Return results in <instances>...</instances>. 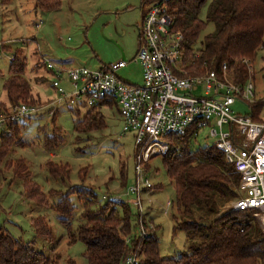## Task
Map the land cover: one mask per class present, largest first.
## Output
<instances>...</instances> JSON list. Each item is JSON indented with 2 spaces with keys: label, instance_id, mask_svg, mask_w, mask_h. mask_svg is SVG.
Here are the masks:
<instances>
[{
  "label": "trees",
  "instance_id": "1",
  "mask_svg": "<svg viewBox=\"0 0 264 264\" xmlns=\"http://www.w3.org/2000/svg\"><path fill=\"white\" fill-rule=\"evenodd\" d=\"M208 1L171 0L168 4L173 31L183 37L187 73L203 76L210 71L220 72L226 64L239 82H245L249 72L243 61L255 62L264 47V0H211L204 20L201 14ZM9 2L1 1L3 5ZM60 7L61 0H36L35 3L36 10L41 12L55 11ZM209 23L215 25L216 31L207 35L197 48ZM195 54H199L198 57ZM26 66L25 58L12 60L11 75L3 84L8 103L0 104V113H8L11 107L21 104L38 102L31 85L23 77ZM105 106L118 107L115 100L102 101L92 107L86 104L71 107L75 114L74 132L83 134L105 129L107 123L101 112ZM56 122L57 113L52 119V135L44 137V146L50 152L65 142L63 131ZM19 126V123L12 124L9 131L0 134V174L3 170L12 172L13 180L9 184L21 180L23 197L36 205L46 206L50 197H60L55 209L70 231L78 209L71 197H77L81 223L75 232L70 233V243L80 241L86 246L84 258L88 264H122L130 255H136L140 264H264V235L256 222L255 212L228 210L221 214L223 207L239 197L240 176L214 144L193 150L196 138L192 132L165 136L169 151L162 156V164L176 195L172 202L176 210L173 231L174 234L185 233L188 241L187 252L168 258L160 252L159 228L146 238L133 235L140 218L145 220L147 227L148 221L139 210L133 215L130 203L107 200L103 206H98L99 198L94 189L84 186L45 193L34 180L28 161L22 157L11 159L14 146L20 142ZM45 167L52 180L68 185L70 164L48 161ZM145 168L149 170V164ZM89 170L87 167L80 171L82 181L88 177ZM121 180L127 188L126 164L121 165ZM162 189L163 185L159 184L153 190ZM31 225L37 237L54 241L53 230L45 217L33 218ZM129 238H132L130 244ZM0 264L58 263L35 250L31 243L13 237L0 223Z\"/></svg>",
  "mask_w": 264,
  "mask_h": 264
},
{
  "label": "rangeland",
  "instance_id": "2",
  "mask_svg": "<svg viewBox=\"0 0 264 264\" xmlns=\"http://www.w3.org/2000/svg\"><path fill=\"white\" fill-rule=\"evenodd\" d=\"M68 1L71 4H68ZM210 2L211 0L202 10L201 18L204 20ZM65 3L66 6L64 5L62 10L36 13L35 0H13L7 6L2 5L0 0V104L8 103L3 84L11 75L10 66L13 58L18 56L20 59H27L23 77L31 85L38 100L36 104L25 105L39 108L38 114L18 122L20 142L14 146L11 159L25 158L33 172L34 180L47 194L52 190L65 192L68 187L93 188L99 198L98 206H103L107 200L124 201L133 206V215H136L138 208L133 205L135 196H128L127 190L136 181L137 148L134 135L123 130L119 108L101 109L107 123L105 129L92 133H75V114L71 106L65 102L53 105L59 100L60 94L51 86L57 78L47 66L49 63L59 65L60 61L71 57L76 63L73 68L98 70L102 64L109 65L123 60L122 52H124L125 60L131 63L120 70L118 75L128 83L142 84V69L134 58L139 48L145 1L62 0V4ZM215 31V25L209 23L196 47L200 48L204 38ZM252 64L255 68L254 83L257 97L262 98L264 97V47ZM61 80L62 87L67 93L72 94L73 88L68 80L65 81L64 78ZM196 94L200 95V92ZM15 107H11L10 110ZM54 107L57 110V127L62 129L65 142L57 150L50 152L44 146V137L52 135L54 129L53 117H50V110ZM233 112L236 116L251 114L250 108L241 103L234 106ZM227 128L225 126L224 129ZM208 135L206 131L197 137L192 144L193 150L213 145L215 139L208 138ZM48 161L70 164L71 176L67 186L50 178L45 167ZM122 164L127 166V188L123 186L121 180ZM87 167L90 168L89 175L85 181H82L80 171ZM12 176V172L5 170L0 174L1 225L13 237L31 243L35 250L44 253L58 264H88L84 258L86 246L80 241L70 243V233L75 232L81 223V209L77 197L75 195L71 197L72 203L78 209L70 224L72 227L70 231L61 222L55 209L60 197H50L46 206L31 203L23 197L21 180L9 184L13 180ZM146 178L153 186L163 185V189L154 191L153 188L142 194L143 215L146 216L148 227L143 218L139 219V223L141 225L142 222L149 234L159 228L157 234L163 257H179L188 251V241L185 233L174 234L173 231L176 225L173 219L176 210L173 207L167 209V205L168 202L175 200L176 195L163 167L162 156L150 161ZM235 202L236 200H233L223 207L221 214L231 210ZM118 209L122 211L121 206ZM39 216L47 219L53 230L54 241L48 242L35 235L31 220ZM139 227L133 233L136 237L140 233Z\"/></svg>",
  "mask_w": 264,
  "mask_h": 264
},
{
  "label": "built area",
  "instance_id": "3",
  "mask_svg": "<svg viewBox=\"0 0 264 264\" xmlns=\"http://www.w3.org/2000/svg\"><path fill=\"white\" fill-rule=\"evenodd\" d=\"M144 1L140 46L134 58L142 69V84L128 83L118 75L120 70L130 65L127 60L104 65L98 70L66 69L49 63L47 69L57 78L51 86L60 94L53 105L65 102L71 107L81 104L92 107L102 101L117 102L123 130L135 138L136 181L128 188L127 195L135 196L133 205L141 216L142 194L155 187L146 178L145 166L153 158L168 153L165 136L192 132L197 139L208 131V138L215 139L214 145L224 153L226 161L240 176L239 197L230 209L254 211L264 235V97H257L254 64L249 60L243 61L249 72L245 82H239L226 64L220 72L188 75L183 37L173 31L168 5L171 0ZM195 55L198 57L199 54ZM63 76L71 84L72 94L62 87ZM237 103L250 108L251 114L236 116L233 108ZM38 112L39 108L24 104L0 114L1 133L9 131L10 125ZM56 113L55 107L52 108L50 117ZM170 207L172 202H168L167 209ZM139 226L137 238L151 234L142 222ZM131 242L129 238L128 243ZM122 264H140V260L136 255H130Z\"/></svg>",
  "mask_w": 264,
  "mask_h": 264
},
{
  "label": "crops",
  "instance_id": "4",
  "mask_svg": "<svg viewBox=\"0 0 264 264\" xmlns=\"http://www.w3.org/2000/svg\"><path fill=\"white\" fill-rule=\"evenodd\" d=\"M2 1V0H1ZM13 2V0H10V2L4 6H7V5H10L11 3ZM35 3H36V0H35ZM2 4V3H1ZM68 4H71V2L68 1ZM3 5V4H2ZM64 5L66 6V3L65 4H62V0H61V7L58 9V10H62L64 8ZM34 9H35V12L37 13V10L34 6ZM142 10V9H141ZM144 13V11H142V14ZM140 39V37H139ZM139 46H140V41H139ZM139 49V48H138ZM19 55V54H18ZM18 57V56H16ZM26 59V58H25ZM46 59H44L45 61ZM27 61V59H26ZM46 62V61H45ZM131 63V61H129ZM59 66L63 67V68H66V69H70V68H73V66L76 64L75 61L71 58V57H68L66 60H62L59 62ZM104 65L102 64L100 68H102ZM99 68V69H100ZM41 80V78H39ZM65 81H67V79L64 77ZM53 155L50 154V157H52Z\"/></svg>",
  "mask_w": 264,
  "mask_h": 264
},
{
  "label": "water",
  "instance_id": "5",
  "mask_svg": "<svg viewBox=\"0 0 264 264\" xmlns=\"http://www.w3.org/2000/svg\"><path fill=\"white\" fill-rule=\"evenodd\" d=\"M121 51H123V50L121 49ZM122 54H123V60H125V54H124V52H122Z\"/></svg>",
  "mask_w": 264,
  "mask_h": 264
}]
</instances>
